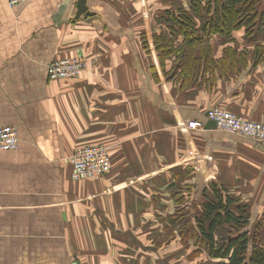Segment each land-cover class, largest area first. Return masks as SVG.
I'll use <instances>...</instances> for the list:
<instances>
[{
	"label": "crops",
	"instance_id": "obj_1",
	"mask_svg": "<svg viewBox=\"0 0 264 264\" xmlns=\"http://www.w3.org/2000/svg\"><path fill=\"white\" fill-rule=\"evenodd\" d=\"M63 1L0 0V127L20 137L0 152V264H214L209 254L201 262L132 248L150 244L164 214L180 213L184 184L196 192L216 182L256 200L251 219L261 217L264 146L211 127L207 113L220 106L264 122V29L214 36V57L234 49L235 59L211 86L199 78L182 87L166 78L153 42L151 13L168 0H88L93 15L80 20L71 0L57 22ZM82 56L80 77L49 78L52 60ZM88 145L107 146L112 169L73 179L70 158Z\"/></svg>",
	"mask_w": 264,
	"mask_h": 264
},
{
	"label": "trees",
	"instance_id": "obj_2",
	"mask_svg": "<svg viewBox=\"0 0 264 264\" xmlns=\"http://www.w3.org/2000/svg\"><path fill=\"white\" fill-rule=\"evenodd\" d=\"M169 7L162 9L161 15L155 14L159 29L153 33V42L166 78L183 81L182 87L199 78L211 86L215 70L235 59L238 52L234 49L224 58L214 57L211 42L214 36L224 38L245 29L252 37L264 29V0H189V7L179 2ZM142 44L149 49L146 35L142 37ZM261 49L257 46V55ZM189 187L188 184L179 186L175 193L179 197L175 199L185 203L197 193L190 192ZM202 195L206 199L201 213L191 224L180 227L182 240L186 244L193 240L204 245L214 264H264V212L252 231L248 228L252 214L238 202L240 197L233 196L216 182L205 185ZM181 210V216H188L185 208ZM173 220L175 223L176 217Z\"/></svg>",
	"mask_w": 264,
	"mask_h": 264
},
{
	"label": "built area",
	"instance_id": "obj_3",
	"mask_svg": "<svg viewBox=\"0 0 264 264\" xmlns=\"http://www.w3.org/2000/svg\"><path fill=\"white\" fill-rule=\"evenodd\" d=\"M9 6H17L25 0H6ZM88 69V60L82 57L52 60L48 66V75L52 80L78 78ZM207 117L216 122L217 128L238 134L259 142L264 146V122L245 118L226 108L214 106L208 110ZM189 128H203L201 121H191ZM20 142L19 131L15 126L0 127V152L14 150ZM73 166L72 178L81 179L103 175L112 169V158L105 145H88L77 150L70 158ZM48 264V263H37Z\"/></svg>",
	"mask_w": 264,
	"mask_h": 264
},
{
	"label": "rangeland",
	"instance_id": "obj_4",
	"mask_svg": "<svg viewBox=\"0 0 264 264\" xmlns=\"http://www.w3.org/2000/svg\"><path fill=\"white\" fill-rule=\"evenodd\" d=\"M165 1L167 2V0ZM181 1L182 0H179V1L178 0H168L170 4L168 5L172 8L174 6V3H177V2L180 3ZM158 6L159 5L154 7V10L152 13H151V9L148 6L149 12L147 13H151L153 15L155 12L158 15L159 14L161 15L163 12H162V9L157 8ZM202 189L203 188H199L197 193H195V195L197 196L194 197V199L191 197L189 200L185 202V205L181 207V208H185V210L188 212V216L186 217L181 216L180 214L182 210H180L179 214L175 213L176 215L174 214L172 216H170L171 214H164L163 220L160 219V222H162V224L159 226V228L161 227L162 228L154 232L150 230V234H149L150 244L146 246L133 247L132 255L135 256L137 254H141L143 251H145V253H149L152 250H157L160 255H165V256L180 255L181 257H185L189 254H199L202 257L201 262H205L206 261L205 257L209 254V251L205 248L204 245L197 244L193 240L190 241L191 245L186 246V247H182L174 243L175 238H178L177 240L179 241L182 238V236H180V227L191 224L193 221V218L201 213L202 204L206 199V195H202ZM207 192H208V195L212 197V194L209 189H207ZM237 200L239 203L244 204L246 208H249L250 211L252 210L254 204L256 203V200H252V199L246 200V199L241 198ZM192 202H195L196 205L194 206ZM175 217H176V221L174 223L173 218ZM254 225H255V222L253 223L251 219L248 225L249 226L248 228L253 231ZM263 237H264V232H263ZM194 245L196 246V248H194ZM133 264H136V263H133Z\"/></svg>",
	"mask_w": 264,
	"mask_h": 264
},
{
	"label": "water",
	"instance_id": "obj_5",
	"mask_svg": "<svg viewBox=\"0 0 264 264\" xmlns=\"http://www.w3.org/2000/svg\"><path fill=\"white\" fill-rule=\"evenodd\" d=\"M70 3H71V0H64L63 1L61 6L59 7L58 13L55 17L57 22L62 21L63 15L68 10ZM76 7H77V11L75 14L76 20L82 19L83 16L88 17L90 15H93L92 12L89 10L88 0H77ZM209 124H211V127H213V128L217 127L216 122L213 120H211Z\"/></svg>",
	"mask_w": 264,
	"mask_h": 264
}]
</instances>
